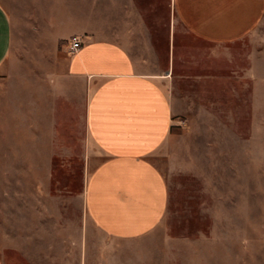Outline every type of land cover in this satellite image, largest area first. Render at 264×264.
I'll return each instance as SVG.
<instances>
[{"label": "rangeland", "instance_id": "1", "mask_svg": "<svg viewBox=\"0 0 264 264\" xmlns=\"http://www.w3.org/2000/svg\"><path fill=\"white\" fill-rule=\"evenodd\" d=\"M2 3L12 18L0 71L3 264H264V18L216 44L171 26L170 0ZM171 33L173 122L156 160L166 214L142 236L114 238L86 214L98 159L64 51L74 38H110L163 65Z\"/></svg>", "mask_w": 264, "mask_h": 264}, {"label": "crops", "instance_id": "2", "mask_svg": "<svg viewBox=\"0 0 264 264\" xmlns=\"http://www.w3.org/2000/svg\"><path fill=\"white\" fill-rule=\"evenodd\" d=\"M263 18L264 0H170L171 26L176 20L216 44L252 33ZM78 39L76 52H68L70 43L64 52L67 81L81 86L86 134L98 159L86 180V214L108 236H142L162 221L168 203L156 160L167 153L173 122L172 33L163 65L135 58L120 40ZM11 45L12 18L0 0V71Z\"/></svg>", "mask_w": 264, "mask_h": 264}, {"label": "built area", "instance_id": "3", "mask_svg": "<svg viewBox=\"0 0 264 264\" xmlns=\"http://www.w3.org/2000/svg\"><path fill=\"white\" fill-rule=\"evenodd\" d=\"M81 47V42L79 39L74 38L68 45V52L74 53Z\"/></svg>", "mask_w": 264, "mask_h": 264}]
</instances>
